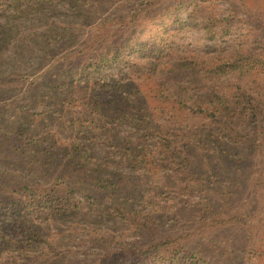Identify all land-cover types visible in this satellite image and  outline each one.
Returning <instances> with one entry per match:
<instances>
[{"label":"trees","instance_id":"1","mask_svg":"<svg viewBox=\"0 0 264 264\" xmlns=\"http://www.w3.org/2000/svg\"><path fill=\"white\" fill-rule=\"evenodd\" d=\"M42 1L48 0H0V5L12 8L8 15L0 11V46L12 39V49L20 48L12 53V74L36 73L22 92L24 98L12 103V117L27 119L36 106L49 117L74 113V118L90 123H76L70 116L67 125L64 120L57 125L70 128V135L79 139L88 137L90 143L72 139L75 142L53 152L43 148L46 155H55L49 167L60 175L41 186L16 184L8 191V213L24 215L14 233L30 239L15 240L21 241L22 251L29 241L44 244L49 254L59 257L33 223L39 220L85 209V215L92 213L100 225L123 223L155 234L167 213L171 229L185 225L196 230V238H205L204 245L193 234H163L143 243H122L118 252H109L115 258L103 264H264V124L259 123L264 120V40L255 47L241 39L236 45L207 48L202 55L175 50L170 58L174 61H164L152 74L146 64L139 72L107 80L94 70L105 51H97L93 38L82 40L73 53L54 57L76 41L75 27L72 22L23 19L32 9L41 12ZM227 20L206 17L200 23L202 34L229 36ZM106 49L112 59L118 55V44ZM46 54L56 62L41 71L37 66ZM67 54L83 61L85 70L61 67L59 61L70 60ZM142 74L154 78L152 85L145 88L137 81ZM15 88L12 84V92ZM12 130L15 136L25 134L23 125ZM45 134V140L54 137L47 128ZM232 168L236 169L229 176ZM211 184L218 187L207 193ZM226 184L233 190L223 188L217 198L215 190ZM237 189L256 194L261 211L254 228L244 222L245 210L231 205ZM171 200L180 203L172 213L167 203ZM220 228H234L236 237L223 242L213 235L208 239L207 230ZM3 239L0 235V245Z\"/></svg>","mask_w":264,"mask_h":264},{"label":"rangeland","instance_id":"2","mask_svg":"<svg viewBox=\"0 0 264 264\" xmlns=\"http://www.w3.org/2000/svg\"><path fill=\"white\" fill-rule=\"evenodd\" d=\"M28 4L31 3L28 2ZM39 6L42 7L41 12L32 9L23 19L32 20L33 23L45 20L58 23V25L72 22L75 27L73 34L77 37L76 41L69 47L57 51L54 57L58 59L60 56L63 57L64 53H73L82 40L93 38L92 41L95 42L97 51H105L101 58L103 60L95 65L94 70H98L96 71L97 76L107 80L117 79L123 72H139L138 70L144 69L146 64L151 67L149 72L152 74L153 69L156 71L164 64V61L166 63L174 61L170 58H173L175 52L202 55L207 48H222L228 43L236 45L237 40L241 39L255 47L261 45L264 40V0H48L42 1ZM0 11L8 15L12 12V8H6L5 4H2ZM208 16L209 19L227 16L230 35L223 37L203 35L200 23ZM1 20H3L2 16H0ZM256 28L259 29L256 30ZM231 38L235 41L227 40ZM8 41H11L9 45L6 43L0 46V87L4 91L0 92V235H3L5 241L0 245V264H29L30 262L65 264L69 260H79L83 263L94 261L93 264L96 262L103 264L115 258V254L111 255L109 252L111 250L118 252L122 243L128 244L131 241L143 243L153 236L158 238L163 234H193L194 239L203 244L205 238H196V230L186 229L185 225L171 229L169 226L171 222L166 221L167 213L162 215L164 224L158 225L155 235L150 231H140L123 223L116 227L111 226L110 223L108 226L100 225L92 213L85 215L87 211L82 209L76 215L68 214L56 216L51 220L33 222L40 229V235L56 249L59 257L56 258L53 254H49L51 250L47 251L44 244H34L29 241L26 243L28 246H24L22 251L20 242L30 239L21 233H14L24 215L8 213L6 207V201L10 197L8 191L16 184L41 186L55 180L54 178L60 175L57 168L49 167L55 155H46L43 148L48 147L53 152L56 147L60 148L69 142H75L74 140L88 142V144L90 141L86 136L79 139L70 135V128L66 129L57 125L62 120H64V125H67L65 120L70 116L76 123L77 120L82 119L81 117L74 118V113L70 116L65 114L66 117H63L59 112L49 117L44 113L41 114V107L36 106L30 109L31 112L28 113L27 119L23 116L12 117V103L22 98V92L29 89V83L34 81L33 77L36 73L33 74L35 71H30L28 74H22V77L12 74V53L20 48L12 49V39ZM117 44L119 52L112 59L111 50L106 48L107 46L116 47ZM50 57V54L43 56L37 66L39 70L42 71L56 62ZM69 57L68 62L61 60L59 65L63 68L72 65L79 71H81L80 67L84 66L85 70L86 66L83 65V61L73 56ZM152 80L154 78L148 74H142L137 79L145 88L152 85ZM12 84H17L13 92ZM80 122L85 125L90 123L88 119H82ZM259 123L264 124V120ZM15 125H23L25 134L15 136V130H12ZM38 125L41 127L34 129ZM46 128L52 131L53 139L49 136L48 139H44ZM32 133L36 134L32 135ZM32 138L37 141L40 138L39 144H32L30 141ZM235 169L232 168L227 174L233 176ZM141 181L139 179V182ZM220 186L215 190L217 198L222 196L223 188L225 190L234 188L228 184L225 187ZM217 187V184H211L207 193L214 192V188ZM241 187L242 185L240 189ZM234 195L236 198L231 201L232 207L236 210L240 208L245 210L243 212L244 222L254 228L261 211L256 194L249 189L244 192L237 189ZM189 196L196 195L190 194ZM167 203L172 206L171 213L180 204L174 200L167 201ZM207 235L208 239L213 235L212 238L216 241L223 242L224 239H234L236 230L234 228L214 229L213 232L207 230ZM16 239L21 240L19 244L15 242Z\"/></svg>","mask_w":264,"mask_h":264}]
</instances>
